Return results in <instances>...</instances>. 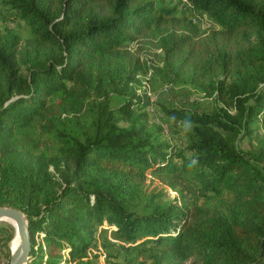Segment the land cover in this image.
I'll use <instances>...</instances> for the list:
<instances>
[{"label": "trees", "instance_id": "trees-1", "mask_svg": "<svg viewBox=\"0 0 264 264\" xmlns=\"http://www.w3.org/2000/svg\"><path fill=\"white\" fill-rule=\"evenodd\" d=\"M170 1L0 0L29 28L0 30V204L28 220V264H264V0ZM149 48L162 79L214 101L160 103L181 146L147 122ZM177 176L200 201L163 198Z\"/></svg>", "mask_w": 264, "mask_h": 264}, {"label": "rangeland", "instance_id": "rangeland-1", "mask_svg": "<svg viewBox=\"0 0 264 264\" xmlns=\"http://www.w3.org/2000/svg\"><path fill=\"white\" fill-rule=\"evenodd\" d=\"M187 2L186 0H183ZM166 3H172L170 0H165ZM179 12H185V14L192 19L199 32L205 33L210 28L216 27L217 24L205 13H194L192 10L187 9L186 5L179 4ZM6 27H10L18 31L23 37L29 34V28L26 23L14 12L13 9L8 6L0 5V30ZM159 50V49H158ZM142 56L146 63L150 67L139 74L138 92L145 91L150 99V104L145 107L147 112V122L149 125L161 126V137L167 140L169 143H174L181 146L184 141L183 131L186 128V123L179 118L167 114L162 108L160 103H164L169 106H186L193 110H205L211 109L214 105L212 98L205 95L204 91L195 88L187 83H177L173 81H166L162 79L158 72L153 71L154 66L157 65L156 56L152 50L142 49ZM262 118V115L259 116ZM255 126L256 135L259 137L264 133V120ZM36 144L41 148L50 149L51 143L48 135L37 132L34 136ZM241 146H247V140L241 141ZM177 183L175 186H171L167 182V178L163 180V187L165 192L164 199H170L174 195L180 197L183 205H190L193 202L201 200V192L199 189L192 185L190 182L184 180L183 177L177 176ZM12 230V236L6 239L8 230ZM14 236V237H13ZM16 236V229L14 226L5 220L0 221V264H8L11 242ZM90 256L94 254L93 259L96 262L105 263V252L103 248L99 246H93L89 248ZM63 255H66V251L62 250ZM109 260L115 261L120 264L121 257H111ZM183 264H195L191 257H188L183 261Z\"/></svg>", "mask_w": 264, "mask_h": 264}, {"label": "water", "instance_id": "water-1", "mask_svg": "<svg viewBox=\"0 0 264 264\" xmlns=\"http://www.w3.org/2000/svg\"><path fill=\"white\" fill-rule=\"evenodd\" d=\"M6 218H11L15 221L20 236L19 243L14 249H11L8 264H28L31 251L28 220L20 208L0 204V221Z\"/></svg>", "mask_w": 264, "mask_h": 264}, {"label": "bare ground", "instance_id": "bare-ground-1", "mask_svg": "<svg viewBox=\"0 0 264 264\" xmlns=\"http://www.w3.org/2000/svg\"><path fill=\"white\" fill-rule=\"evenodd\" d=\"M3 220H5V221H7V222H10L13 226H14V228L16 229V236H15V238H14V240L11 242V249H14L15 247H16V245L19 243V241H20V236H19V233H18V230H17V227H16V223H15V221L13 220V219H11V218H6V219H3ZM2 221V220H1Z\"/></svg>", "mask_w": 264, "mask_h": 264}]
</instances>
